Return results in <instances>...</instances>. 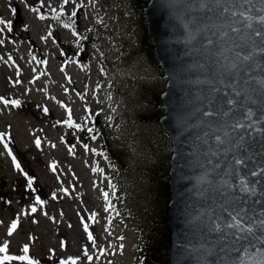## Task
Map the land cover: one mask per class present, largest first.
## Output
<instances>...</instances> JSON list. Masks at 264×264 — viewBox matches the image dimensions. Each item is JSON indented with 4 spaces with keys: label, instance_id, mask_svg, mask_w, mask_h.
Returning a JSON list of instances; mask_svg holds the SVG:
<instances>
[{
    "label": "rangeland",
    "instance_id": "1",
    "mask_svg": "<svg viewBox=\"0 0 264 264\" xmlns=\"http://www.w3.org/2000/svg\"><path fill=\"white\" fill-rule=\"evenodd\" d=\"M144 1L0 0V256L144 264L172 150Z\"/></svg>",
    "mask_w": 264,
    "mask_h": 264
},
{
    "label": "water",
    "instance_id": "2",
    "mask_svg": "<svg viewBox=\"0 0 264 264\" xmlns=\"http://www.w3.org/2000/svg\"><path fill=\"white\" fill-rule=\"evenodd\" d=\"M12 4L19 17L18 3ZM253 5L259 0L142 4L152 51L166 75L158 93L164 104L158 119L172 147L166 264H264V245L244 251L234 243L235 229L224 228L239 207L264 212V176L249 174L264 170V25ZM236 158H245L243 166ZM241 176L256 184V193L238 205Z\"/></svg>",
    "mask_w": 264,
    "mask_h": 264
},
{
    "label": "snow or ice",
    "instance_id": "3",
    "mask_svg": "<svg viewBox=\"0 0 264 264\" xmlns=\"http://www.w3.org/2000/svg\"><path fill=\"white\" fill-rule=\"evenodd\" d=\"M67 2V0H65ZM216 3H219L220 0H215ZM245 3H251V0H244ZM256 7L257 11L261 12L262 14L259 17H256L255 19L257 22L261 25H264V0H259V6L253 5ZM32 11H38L37 9L33 8ZM53 12H55V9H53ZM62 14V13H61ZM60 14H57L55 18H59ZM73 16L76 15L75 12L72 14ZM233 16H236V12H232ZM239 15L241 17H244L246 20H251L253 17H250L247 15L246 12H240ZM40 19H44L43 16L40 17ZM5 22L3 20H0V24H4ZM7 27H10L9 25H6ZM64 27H70V25L65 24ZM247 27L251 28V24H248ZM233 31H236V29H233ZM262 34L261 30H257L255 35L260 36ZM73 35H76L75 32H73ZM261 51H264V49H261ZM245 59H249V57H245ZM0 101H2L5 105H8L11 103L13 106H19L20 101L13 100L8 101L0 97ZM229 103H232L229 101ZM45 112H47V109H44ZM249 118L251 117V112L249 111L246 114ZM65 123L68 124L69 127H76L79 128V125L73 124L71 121V116L69 115L68 120L65 121ZM236 128L242 127V125L237 124L235 125ZM88 131L91 133L93 129L89 128ZM3 136L0 135V140H3ZM95 138V137H93ZM36 146H40V141L37 139L35 141ZM7 147V145H5ZM85 148L87 149V145H85ZM71 151V149H69ZM9 155H11V152H9ZM13 163L17 169L20 168V165L15 162V157H13ZM234 163L237 166H243L245 163V158H236L234 160ZM53 170L55 169V165H52ZM251 176L256 177L258 175L264 176V170H261L259 173L255 170L251 171L249 173ZM32 180L29 179L28 185L31 187ZM111 186V185H110ZM238 190L240 193H242V197L240 198H234L237 202V204H241L243 201L244 196H251L256 193V184L253 182H249L246 177L241 176L239 178V184H238ZM105 199H107V193H104ZM53 198H55V194H53ZM37 204H42L43 202L39 199V197L36 198ZM107 210V209H106ZM33 212L36 211L35 208L32 209ZM255 217V218H254ZM17 228V222L14 220L11 225L8 228V235H12L13 231ZM85 232L88 231V226L85 225ZM224 228L226 229H235V232L233 233L235 237L234 243L236 245H241L244 251H247L248 248H256L258 245H264V212L261 213H255V214H249V210L244 207H239L238 211L235 213V215H232L231 221L226 223L224 225ZM216 231H220L221 227L220 225H216L215 228ZM88 239L92 240V235L89 233ZM8 246L5 243V245L0 246V253H7ZM234 251L240 252L241 247H237L233 249ZM24 255L20 256H12V255H3L0 256V264H5L6 261H12V260H20L25 261L26 264H36L35 261L31 260L27 253H28V246L25 245L23 248ZM89 260L92 259L91 256L88 257ZM62 264H67V262H62ZM74 264V262H73Z\"/></svg>",
    "mask_w": 264,
    "mask_h": 264
},
{
    "label": "trees",
    "instance_id": "4",
    "mask_svg": "<svg viewBox=\"0 0 264 264\" xmlns=\"http://www.w3.org/2000/svg\"><path fill=\"white\" fill-rule=\"evenodd\" d=\"M155 184L159 185L161 194V198H159L160 206L158 209L159 220L156 221L152 219V232L142 241L140 257H142L144 264H166L167 259V223H165V215L163 212L166 203L164 201L167 198V180H162L160 175L159 179H156Z\"/></svg>",
    "mask_w": 264,
    "mask_h": 264
}]
</instances>
